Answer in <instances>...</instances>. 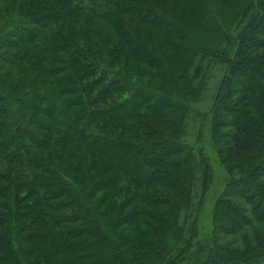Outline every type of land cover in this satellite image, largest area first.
Here are the masks:
<instances>
[{"label":"trees","instance_id":"trees-1","mask_svg":"<svg viewBox=\"0 0 264 264\" xmlns=\"http://www.w3.org/2000/svg\"><path fill=\"white\" fill-rule=\"evenodd\" d=\"M105 1L108 7L98 6ZM190 1L200 13L186 22L146 0H0V52L7 54L0 55V197L27 188L16 194L8 238L0 239L10 264L34 256L31 264H174L188 254L194 231L180 220L192 208L194 162L179 135L197 66L220 50L226 70L211 136L221 143L224 129L238 132L214 208L212 246L193 264H264V237L243 251L219 241L250 225L232 198L247 202L264 225V0ZM97 24L114 26L112 52L96 42ZM162 33L177 54L154 43ZM229 34L231 52L222 50ZM57 128L71 132L73 149ZM89 156L90 168L105 160L112 178L79 182ZM200 162L204 195L211 170ZM103 191L109 194L97 200ZM109 198L117 199V212L103 219L99 208ZM137 217L148 236L124 239L118 232Z\"/></svg>","mask_w":264,"mask_h":264},{"label":"rangeland","instance_id":"rangeland-1","mask_svg":"<svg viewBox=\"0 0 264 264\" xmlns=\"http://www.w3.org/2000/svg\"><path fill=\"white\" fill-rule=\"evenodd\" d=\"M146 1L153 7L161 6L160 8L163 9V13L165 15H170V11H173V17L176 18L175 15H178L183 20L185 18V21H193L194 17H196L195 15H197V13H200L199 11H197L196 5L191 3L190 0ZM98 6L101 8H106L108 7V3L107 1L102 3L99 2ZM31 8H33V6ZM219 18L220 17H218V23L221 22ZM226 19L227 21L225 23H227L230 27L232 19H230V17H227ZM91 31L98 45L104 47L107 52H112L115 45L114 26L112 24H97ZM232 31L233 29L230 31L228 30L227 33H230ZM232 37H234V34L228 35L227 40L223 42L222 50L224 48L225 51H233L234 41ZM168 42L169 41L164 33L157 34V39L154 40L155 44L158 43L162 47L161 49L164 51V53H167L170 50L171 46ZM209 46H212V42L209 43ZM171 52L177 54L174 49ZM222 54L223 52L221 50L217 53L213 52L211 56H206L202 60L201 64H198V74L195 75L196 77H194V80L192 79L193 87L195 90L194 95L188 98V101H186L184 105L186 107V114L182 117L179 140L181 141L180 143L188 150L189 154L192 155V161L194 162V181L190 216H185V219L182 216L180 223H184L186 229L192 228L194 232L191 237L192 244L191 248L187 252L188 254H182L178 259L174 261V264H193L195 263L196 259H199V257L201 259V253H199L201 249L210 248L212 246L214 208L219 197L224 192L226 184L229 180L228 164L230 163L231 158L229 151H232L234 149L232 142H234V137L237 136L238 130L235 126L224 129L222 131V135L227 138V140L223 138V141L221 143L213 141L211 136V119L214 101L219 85L226 70L225 59L222 57ZM0 55H4L7 57V54L2 51L0 52ZM109 58L108 59L111 64L117 65L116 63L112 62V57ZM93 59L97 58L94 57ZM196 59V57L192 58L193 65H196ZM111 69L117 71L115 66ZM137 70L140 72L146 71V69L143 68H138ZM194 70L195 69H193L192 71ZM132 79L134 81V78ZM142 80H147L145 83V88H153L151 80H149L148 78H144ZM164 93L166 94L165 91ZM63 99L71 101L75 98L73 96H68L64 97ZM76 111L77 108L72 109V112ZM30 115L32 114H29V116ZM37 118V120L47 123V121L44 120L43 117L38 116ZM109 129L110 127L106 126L105 130L107 133L103 134L110 136ZM54 130L58 134V136L62 138L63 143L67 148L73 149L75 147L74 143L71 140V132L60 128ZM227 135L229 137H227ZM202 158H204L208 162L211 170L209 186L204 195L202 194L203 168L200 164ZM91 163L92 159L89 156V162L81 167L79 174H76V176L74 175L75 177H77L79 182L81 181V178L91 180L93 182L104 181L108 178H112L113 172L107 169L108 165L105 160L98 161L92 168H90ZM106 169L108 171H106ZM13 172H16V170L14 169L12 173ZM12 178L16 183L19 184L25 182L22 178H17L15 174L12 175ZM262 182L264 183V179H262ZM6 192V199L0 197V221L2 223L5 222L3 226H0V239L8 238V229H11V227L7 225L8 222H10L9 218L11 212L9 211H11V209L14 210V201L16 198V194L19 192V197L24 196L27 193V188H22L21 190L17 191V193L14 190ZM107 194H109V191L100 192L97 194L96 199L98 200ZM111 196L112 195H110V197ZM232 202L250 221V225L245 226L244 229L238 234L220 237L219 241L221 245L243 251L247 247L257 245L258 242L264 237V225L256 221L255 215H253L252 209L247 202L239 198H232ZM116 203L117 199L115 202V200L109 198L107 203H105L106 205L99 208V212L101 215H103V219H109L116 214ZM130 211L133 210L128 209L127 212L129 213ZM156 215L157 216L155 219L157 220L162 217V212H156ZM145 220L147 221V219ZM141 221L142 218L137 217L134 223L123 227L118 233L121 234L124 239L132 242H137L141 237H147L149 234V228L146 227L143 223L141 224ZM10 233L11 235H14L15 230ZM22 248H25L27 250L30 249L26 245H23ZM65 257L66 253H62V258ZM34 260L35 256L31 259V262ZM0 264H10L7 256L2 253L0 255Z\"/></svg>","mask_w":264,"mask_h":264}]
</instances>
